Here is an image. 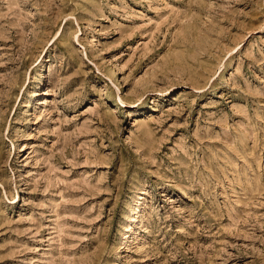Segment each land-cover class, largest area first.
Segmentation results:
<instances>
[{
	"label": "rangeland",
	"instance_id": "rangeland-1",
	"mask_svg": "<svg viewBox=\"0 0 264 264\" xmlns=\"http://www.w3.org/2000/svg\"><path fill=\"white\" fill-rule=\"evenodd\" d=\"M0 264H264V0H0Z\"/></svg>",
	"mask_w": 264,
	"mask_h": 264
},
{
	"label": "bare ground",
	"instance_id": "bare-ground-1",
	"mask_svg": "<svg viewBox=\"0 0 264 264\" xmlns=\"http://www.w3.org/2000/svg\"><path fill=\"white\" fill-rule=\"evenodd\" d=\"M122 102V101H121ZM121 102H119V103H121ZM122 104V103H121Z\"/></svg>",
	"mask_w": 264,
	"mask_h": 264
}]
</instances>
